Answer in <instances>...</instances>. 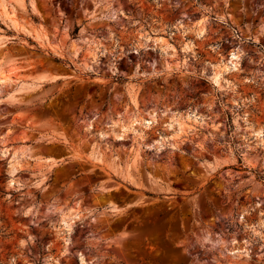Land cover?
Returning <instances> with one entry per match:
<instances>
[{"label": "rangeland", "instance_id": "1", "mask_svg": "<svg viewBox=\"0 0 264 264\" xmlns=\"http://www.w3.org/2000/svg\"><path fill=\"white\" fill-rule=\"evenodd\" d=\"M0 264H264V0H0Z\"/></svg>", "mask_w": 264, "mask_h": 264}, {"label": "bare ground", "instance_id": "2", "mask_svg": "<svg viewBox=\"0 0 264 264\" xmlns=\"http://www.w3.org/2000/svg\"><path fill=\"white\" fill-rule=\"evenodd\" d=\"M235 57H236L235 54H232L231 57H230L231 63L234 64V65H235V63H236V62L234 61ZM237 57H238V56H237ZM219 75H220V74H219L218 72L215 73V81H217V82L219 81ZM119 128H120V129H121V128L123 129V128H125V126L122 125L121 127L119 126Z\"/></svg>", "mask_w": 264, "mask_h": 264}]
</instances>
